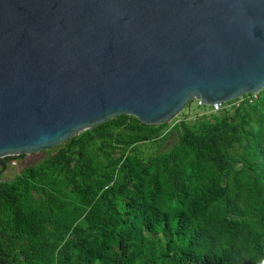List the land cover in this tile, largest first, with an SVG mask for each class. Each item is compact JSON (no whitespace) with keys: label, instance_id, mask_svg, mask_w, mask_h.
<instances>
[{"label":"trees","instance_id":"1","mask_svg":"<svg viewBox=\"0 0 264 264\" xmlns=\"http://www.w3.org/2000/svg\"><path fill=\"white\" fill-rule=\"evenodd\" d=\"M239 101L119 116L0 174V264H264V89Z\"/></svg>","mask_w":264,"mask_h":264},{"label":"water","instance_id":"2","mask_svg":"<svg viewBox=\"0 0 264 264\" xmlns=\"http://www.w3.org/2000/svg\"><path fill=\"white\" fill-rule=\"evenodd\" d=\"M263 89L264 0H0V165Z\"/></svg>","mask_w":264,"mask_h":264},{"label":"rangeland","instance_id":"3","mask_svg":"<svg viewBox=\"0 0 264 264\" xmlns=\"http://www.w3.org/2000/svg\"><path fill=\"white\" fill-rule=\"evenodd\" d=\"M258 94L254 95V96L257 97ZM244 97L239 99V100L243 101ZM210 113H211V107H207V106L197 107V104L194 102L192 104L190 110H188V109L184 110L176 119H178L177 122H179L182 119H187L189 121H193V120H195V118H197L201 115H207ZM173 122H174V120L170 124H172ZM173 126L174 125L172 124L170 128H173ZM176 140H177V134L174 132L171 134V136L169 137L167 142L164 144V146L160 150H158V148L156 149V146H149V145L146 146L145 148H146V151L148 154H151V153H154L157 151H166L176 142ZM51 150L41 152L38 154H34V155H30V156H26L24 159H19V160L15 161L16 166L12 165L13 162H11L4 171L1 169V165H0V174H2V176H3L2 180L6 181V180L14 179L17 175H19L28 166L34 165V164L42 161L43 159H45ZM149 150L151 152H149Z\"/></svg>","mask_w":264,"mask_h":264},{"label":"built area","instance_id":"4","mask_svg":"<svg viewBox=\"0 0 264 264\" xmlns=\"http://www.w3.org/2000/svg\"><path fill=\"white\" fill-rule=\"evenodd\" d=\"M240 102H242V101H239V102L237 103V105H239ZM197 106H198V107H204L205 104H204L202 101L199 100V101H197ZM221 107H222L221 104H215V105H213V106L211 107V112L216 113V112H218V111L221 109ZM12 165L16 166V163L13 162Z\"/></svg>","mask_w":264,"mask_h":264}]
</instances>
